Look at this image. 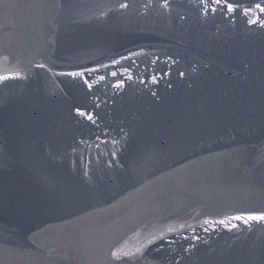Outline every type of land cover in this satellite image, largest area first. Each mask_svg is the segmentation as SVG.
Returning <instances> with one entry per match:
<instances>
[{
	"label": "water",
	"instance_id": "1",
	"mask_svg": "<svg viewBox=\"0 0 264 264\" xmlns=\"http://www.w3.org/2000/svg\"><path fill=\"white\" fill-rule=\"evenodd\" d=\"M0 264H264V0H0Z\"/></svg>",
	"mask_w": 264,
	"mask_h": 264
}]
</instances>
